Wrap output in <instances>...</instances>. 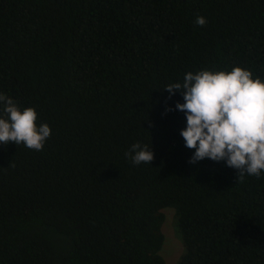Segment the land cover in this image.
<instances>
[{
  "label": "trees",
  "instance_id": "trees-1",
  "mask_svg": "<svg viewBox=\"0 0 264 264\" xmlns=\"http://www.w3.org/2000/svg\"><path fill=\"white\" fill-rule=\"evenodd\" d=\"M235 66L264 80V0H0V93L52 130L40 151L0 144V264H167V207L178 264H264V175L190 163L164 90Z\"/></svg>",
  "mask_w": 264,
  "mask_h": 264
},
{
  "label": "clouds",
  "instance_id": "clouds-1",
  "mask_svg": "<svg viewBox=\"0 0 264 264\" xmlns=\"http://www.w3.org/2000/svg\"><path fill=\"white\" fill-rule=\"evenodd\" d=\"M204 26L207 20L198 16L194 21ZM169 98L177 91L184 102L175 109L185 112L187 126L181 130L185 146L194 149L190 163L205 158L225 161L238 170V181L245 176L264 175V80L253 78L250 69L235 66L231 71H189L182 82L169 83ZM3 112L0 117V144L15 142L40 151L51 135L47 123L37 125L38 113L32 107L23 110L13 98L0 93ZM169 107L167 111H172ZM139 142L131 145L125 155L139 165L150 163L154 153Z\"/></svg>",
  "mask_w": 264,
  "mask_h": 264
},
{
  "label": "rangeland",
  "instance_id": "rangeland-1",
  "mask_svg": "<svg viewBox=\"0 0 264 264\" xmlns=\"http://www.w3.org/2000/svg\"><path fill=\"white\" fill-rule=\"evenodd\" d=\"M163 212L165 214V221L162 231L165 235V241L160 253L167 264H178L186 252V248L179 230L176 212L172 207L163 209Z\"/></svg>",
  "mask_w": 264,
  "mask_h": 264
}]
</instances>
